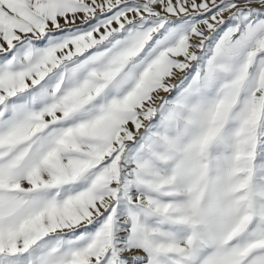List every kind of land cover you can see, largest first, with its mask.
Masks as SVG:
<instances>
[{
    "label": "snow or ice",
    "instance_id": "obj_1",
    "mask_svg": "<svg viewBox=\"0 0 264 264\" xmlns=\"http://www.w3.org/2000/svg\"><path fill=\"white\" fill-rule=\"evenodd\" d=\"M0 264H264V0H0Z\"/></svg>",
    "mask_w": 264,
    "mask_h": 264
}]
</instances>
